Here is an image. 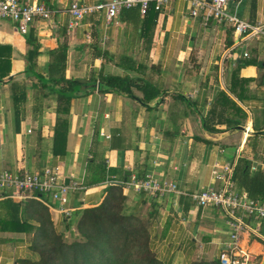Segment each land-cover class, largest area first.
<instances>
[{
  "label": "crops",
  "instance_id": "1",
  "mask_svg": "<svg viewBox=\"0 0 264 264\" xmlns=\"http://www.w3.org/2000/svg\"><path fill=\"white\" fill-rule=\"evenodd\" d=\"M21 1L44 4L53 15L35 20L26 35L0 21V46L10 47L11 61L10 81L0 83V174L54 169L66 185L78 184L64 207L73 215L100 205L111 186H122L125 211L148 221L149 247L162 264L211 263L225 252L264 264V222L248 220L252 232L242 233L234 247L218 209L197 207L190 196L151 199L123 187L132 177L151 175L191 195L212 184L215 162L232 163L244 154L264 169V38L236 43L230 26L192 17L189 0H172L145 16L123 9L112 20L100 10L73 27L71 3L109 0ZM227 12L264 25V0H233ZM29 39L39 44L34 70L45 80L50 52L66 45L64 76L83 84L66 105L43 97L40 81L26 75L32 67ZM101 76L128 77L130 92H101ZM223 93L245 116L234 128L232 107L225 102L223 113L217 105ZM59 118L67 134L55 155ZM254 128L261 131L257 139ZM5 199L43 203L57 232L69 223L45 197L0 196ZM29 246L24 233L0 232V264H22L32 256Z\"/></svg>",
  "mask_w": 264,
  "mask_h": 264
},
{
  "label": "trees",
  "instance_id": "2",
  "mask_svg": "<svg viewBox=\"0 0 264 264\" xmlns=\"http://www.w3.org/2000/svg\"><path fill=\"white\" fill-rule=\"evenodd\" d=\"M149 10L154 9L151 7ZM28 42L32 46V50L28 53L32 67L26 70V75L36 76L40 81L43 97L55 96L60 106L66 105L77 91L83 88L82 82L68 80L64 76L66 45H59L56 50L50 52L51 60L45 71L48 79L45 80L34 70L36 65L33 59L38 54L39 44L35 39H29ZM3 50L7 51L6 54ZM10 72V47L0 46V83L10 81ZM130 84L128 77H100L101 92L129 93ZM229 91L234 93L233 88ZM222 97L225 98L224 102L219 100L217 105L221 107L223 113L225 102L232 107L233 114L237 115L238 119H230V125L233 124L234 128L245 116L224 93ZM216 109L217 107L211 110L212 118L215 117L213 114ZM16 123L18 124L19 120ZM64 125V120L57 119L53 147L55 155L59 153L60 141L63 142L67 134ZM207 130L211 133L221 132L215 127H209ZM254 131L256 135L253 139H257L261 131L255 128ZM252 149L256 150L255 144L252 145ZM253 160V156L250 158L244 154L237 161L234 171L235 185L239 191H245L250 199L264 202V169L255 166L256 170L252 171ZM46 199V197L43 199L44 202H47ZM125 201L122 186L113 185L107 190L106 197L100 205L71 214L69 225L76 223L79 239L66 243L62 235L56 231L48 209L43 203L35 200L15 203L5 199L0 202V232L28 235L32 256L23 259L22 264H162L149 247L148 221H141L137 216L127 213ZM191 264L220 263L219 260H215L211 263L198 261Z\"/></svg>",
  "mask_w": 264,
  "mask_h": 264
},
{
  "label": "built area",
  "instance_id": "3",
  "mask_svg": "<svg viewBox=\"0 0 264 264\" xmlns=\"http://www.w3.org/2000/svg\"><path fill=\"white\" fill-rule=\"evenodd\" d=\"M171 1L109 0L94 6L73 2L67 11L72 18L70 27H73L96 11L104 10L108 20L115 18L121 10L131 8H137L139 14L145 16L151 7L159 12ZM189 1L192 17L201 18L205 24L215 22L230 26L234 37H236V43L247 38H264V25H251L228 14L227 6L233 0ZM52 15V10L44 4L22 2L21 0H0V21L12 22L22 35L28 33L30 25L35 20H49ZM243 56L248 57V54L244 53ZM237 161L232 163L215 162L211 169L212 184L191 195L180 193L174 183L159 180L151 175L140 179L132 177L123 183V187L125 190L144 194L151 199H162L170 195L190 196L197 207L218 209L231 229L230 238L236 247L242 233L252 232L248 220L264 222V202L250 199L245 191H239L235 185L234 171ZM251 170L255 171L256 167L252 166ZM77 189V183L70 182L66 185L63 180L59 179L54 169H45L42 172L23 170L12 173L4 171L0 174V196L18 199L33 197L38 200L42 199V196L46 197L50 201L49 208L54 209L55 207L65 218L71 216V211L64 208L68 201V195ZM218 260L220 264H249L246 256L233 252L222 253Z\"/></svg>",
  "mask_w": 264,
  "mask_h": 264
},
{
  "label": "rangeland",
  "instance_id": "4",
  "mask_svg": "<svg viewBox=\"0 0 264 264\" xmlns=\"http://www.w3.org/2000/svg\"><path fill=\"white\" fill-rule=\"evenodd\" d=\"M137 217L141 221H146L145 219H142V217H140V215L137 216ZM68 219H70V217H68ZM68 222H70V220ZM58 233L62 235V237H63V239H64V241L66 243H71V242L79 239L78 238L79 237L78 236L79 233H78V230H77L75 222H74V224H71V225H69V223H68V225L65 226L64 230H62V231H60Z\"/></svg>",
  "mask_w": 264,
  "mask_h": 264
},
{
  "label": "water",
  "instance_id": "5",
  "mask_svg": "<svg viewBox=\"0 0 264 264\" xmlns=\"http://www.w3.org/2000/svg\"><path fill=\"white\" fill-rule=\"evenodd\" d=\"M67 182V181H66Z\"/></svg>",
  "mask_w": 264,
  "mask_h": 264
}]
</instances>
